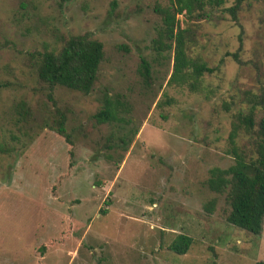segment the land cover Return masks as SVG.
Masks as SVG:
<instances>
[{
    "label": "rangeland",
    "instance_id": "374dc122",
    "mask_svg": "<svg viewBox=\"0 0 264 264\" xmlns=\"http://www.w3.org/2000/svg\"><path fill=\"white\" fill-rule=\"evenodd\" d=\"M153 1L70 0L59 7L45 0H0V136L15 148L0 157V264L264 261V225L259 236L228 225L223 197L204 187L209 170L233 163L225 152L237 99L243 91L258 94L264 88V2L244 3L237 22L217 12L221 19L182 23L193 30L187 54L216 71L190 92L167 85L171 62L155 65L154 98L143 95L135 74L141 58L151 63L154 57ZM20 5H26L25 16L15 20ZM52 28L57 35L88 32L106 52L93 93L58 90L55 96L58 108L72 107L70 162L56 133L44 128L38 136H20L4 115L17 100L43 101L51 108L24 59L27 51L55 46L51 32L44 34ZM122 44L129 53L114 48ZM227 54H237L239 63ZM106 90L128 94L133 117L142 125L127 152H120L118 170L103 145L121 132L114 123L99 125L94 119ZM214 198V212L207 213L204 206ZM181 234L192 245L177 255L169 246ZM42 246L48 247L43 257Z\"/></svg>",
    "mask_w": 264,
    "mask_h": 264
},
{
    "label": "trees",
    "instance_id": "16d2710c",
    "mask_svg": "<svg viewBox=\"0 0 264 264\" xmlns=\"http://www.w3.org/2000/svg\"><path fill=\"white\" fill-rule=\"evenodd\" d=\"M45 1L55 2L61 7L70 0ZM114 1L112 0V4L116 5ZM227 1L154 0L153 3H149L156 18L155 35L151 41L154 57L151 63L141 58L135 71L140 78L143 95L154 96L151 92L155 82L152 67L161 66L167 61L172 64L167 85L185 86L190 92L200 90L203 76L213 74L216 69L187 54L190 37L188 35L193 34V30L182 28V23L221 19L217 12L228 14L231 21L237 22L238 12L244 3L264 2L234 0L230 7L224 8ZM25 8L26 5L18 7L14 15L15 20L25 16ZM50 32L49 39L55 46H45L41 52L37 50L25 52L24 65L34 77L37 87L45 92V98L51 108L43 101L33 105L27 100H17L12 102L4 115L20 136L27 137L31 133L29 137L38 136L44 128L56 133L66 144L67 160L70 162L73 157L74 141L72 134L67 130V122L72 107L58 108L55 96L58 90L83 97L94 92L101 65L106 60L105 45L88 32L80 35H57L56 30L52 28L45 30L44 34ZM114 48L123 54L130 52L127 45H115ZM226 56L239 63L237 54ZM100 102V109L94 116L96 123L99 125L114 123L121 132L117 136L107 137L103 145L107 151V160L118 170L123 161L120 152L123 154L127 152L142 125L133 117V107L128 102V94L122 95L106 90ZM169 102L166 101L165 104L168 105ZM242 104H245L244 108L240 107ZM237 105L239 108L231 115L230 132L227 137L228 149L225 152L232 158L233 163L226 169L209 170L204 187L209 192L223 197L222 214L225 223L248 234L259 236L264 225V88L258 94L243 91L242 98L237 99ZM223 108L229 112L227 105ZM11 139L15 141L17 137L11 135ZM14 149L7 146L0 136V157L13 153ZM112 153L117 155L114 156ZM68 166L70 169V165ZM60 182L58 179L56 183L59 185ZM216 201L214 198L204 206L207 213L214 212ZM191 245L192 239L181 234L173 240L169 250L177 255H183L188 252ZM39 250L43 257V254L48 252V247L42 246ZM256 264H264V261Z\"/></svg>",
    "mask_w": 264,
    "mask_h": 264
}]
</instances>
